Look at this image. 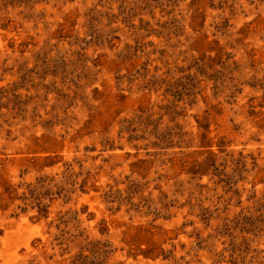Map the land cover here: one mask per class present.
Returning <instances> with one entry per match:
<instances>
[{"label":"rangeland","instance_id":"374dc122","mask_svg":"<svg viewBox=\"0 0 264 264\" xmlns=\"http://www.w3.org/2000/svg\"><path fill=\"white\" fill-rule=\"evenodd\" d=\"M0 264H264V0H0Z\"/></svg>","mask_w":264,"mask_h":264}]
</instances>
